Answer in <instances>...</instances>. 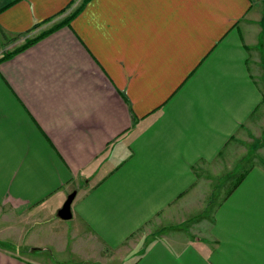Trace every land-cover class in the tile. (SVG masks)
Returning <instances> with one entry per match:
<instances>
[{
    "label": "crops",
    "instance_id": "1",
    "mask_svg": "<svg viewBox=\"0 0 264 264\" xmlns=\"http://www.w3.org/2000/svg\"><path fill=\"white\" fill-rule=\"evenodd\" d=\"M76 8L0 63V264H264V0H0V56Z\"/></svg>",
    "mask_w": 264,
    "mask_h": 264
},
{
    "label": "rangeland",
    "instance_id": "2",
    "mask_svg": "<svg viewBox=\"0 0 264 264\" xmlns=\"http://www.w3.org/2000/svg\"><path fill=\"white\" fill-rule=\"evenodd\" d=\"M76 7V6H75ZM72 12V10H70L69 11V13H71ZM26 38H24V39H20V40H18V39H16V38H11V39H6L5 40V44H4V46H6V47H8V49L7 50H12L13 48H15V47H17V46H19V45H21L23 42H24V40H25ZM15 42V43H14ZM14 43V44H13ZM11 45V46H10ZM259 142V141H258ZM258 142H256L255 144H254V146L251 148H249V146L247 145L246 146V149H247V151L248 150H251L250 151V153H249V155L247 156V159L245 160V161H243L242 162V164H241V167L239 168V170L241 171L242 170V168L244 169V170H246V171H249V169L252 167V165L254 164V165H258V166H261V167H264V135H263V139H262V142H261V145H262V147L261 148H259V150H257V146L259 145L258 144ZM260 143V142H259ZM254 147H256L255 149H253ZM252 164V165H251ZM236 174V173H235ZM234 176H236V175H234ZM227 186V185H226ZM223 187V186H222ZM221 187V188H222ZM224 187H225V185H224ZM220 192V189H217L216 191H215V196L218 194ZM216 200H217V196H216ZM5 216H4V218L6 219L5 220V225H4V230H9V228L8 227H10L11 229H12V227L13 226H15V224H16V221L15 220H13V217L11 216V214H9V213H5L4 214ZM2 229V230H3Z\"/></svg>",
    "mask_w": 264,
    "mask_h": 264
},
{
    "label": "trees",
    "instance_id": "3",
    "mask_svg": "<svg viewBox=\"0 0 264 264\" xmlns=\"http://www.w3.org/2000/svg\"><path fill=\"white\" fill-rule=\"evenodd\" d=\"M88 1V0H85ZM71 6V5H70ZM78 13V8H76L75 10H73L64 20L60 21L59 23L55 24L54 26H52L51 28L40 32L38 35H36L35 37L32 38H26L24 40V42L13 48L12 50H6L2 53V55L0 56V63L11 59L12 57H14L16 54L26 50L27 48L31 47L32 45H34L35 43H37L38 41H40L41 39L45 38L46 36L50 35L51 33H53L55 30L59 29L60 27L67 25L70 20Z\"/></svg>",
    "mask_w": 264,
    "mask_h": 264
},
{
    "label": "water",
    "instance_id": "4",
    "mask_svg": "<svg viewBox=\"0 0 264 264\" xmlns=\"http://www.w3.org/2000/svg\"><path fill=\"white\" fill-rule=\"evenodd\" d=\"M75 192H72L69 196H67L65 202L62 204L61 208L57 212L58 219L62 221L70 220L71 215V204L74 200Z\"/></svg>",
    "mask_w": 264,
    "mask_h": 264
}]
</instances>
